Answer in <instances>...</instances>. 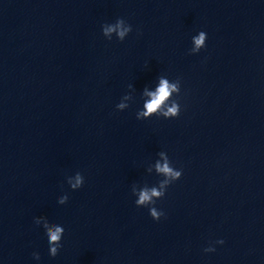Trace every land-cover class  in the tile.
<instances>
[{"label":"clouds","instance_id":"clouds-1","mask_svg":"<svg viewBox=\"0 0 264 264\" xmlns=\"http://www.w3.org/2000/svg\"><path fill=\"white\" fill-rule=\"evenodd\" d=\"M132 31V26L128 24L124 18L118 17L112 23H104L102 25V33L107 39H111L113 34L123 41L128 34ZM207 39V34L203 31L199 32L198 35L192 37V43L194 47L190 50L192 54L198 53L203 47H205ZM180 80L177 79L175 82L170 83L168 79L161 77L159 79V84L155 91L144 90V95L149 97V99L144 103L143 111L137 112V119H147L153 116V114L159 113L164 118H176L179 116L181 108L180 104L171 99L173 93H180ZM129 97L125 96L124 99L127 100ZM171 99L170 103H166ZM118 110H123L128 107L127 104L121 102L117 104ZM160 155L164 157V153L161 152ZM156 171L163 174L165 179L159 181L158 186L152 187H142L139 190L134 189V195L138 198L135 201L137 207H148L150 216L154 220H159L163 215V211L158 210L154 205L156 200L161 199L165 196L167 188L175 181L179 180L182 176V170H177L176 168L170 166L167 157H165L164 163L159 162L155 165ZM68 184L72 189L80 188L84 183V177L80 172H76L75 181L72 182L71 178L67 180ZM68 196L61 195L58 198L60 204L66 203ZM36 224H40V220H35ZM43 227L45 229L46 236L48 238L49 244V254L55 257L58 254L59 249L62 247L61 239L64 233V227L60 226L58 223H49L47 219L44 220ZM217 243L223 244V240L217 241ZM205 252L215 251L213 247H208L204 249ZM33 257L37 260L40 259L39 253H33Z\"/></svg>","mask_w":264,"mask_h":264}]
</instances>
